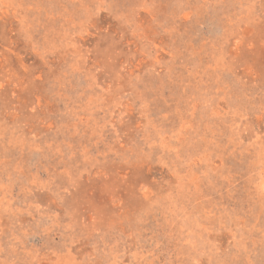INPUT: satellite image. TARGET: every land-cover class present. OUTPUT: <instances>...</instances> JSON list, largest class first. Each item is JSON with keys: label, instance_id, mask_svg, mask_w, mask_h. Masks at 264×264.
<instances>
[{"label": "rangeland", "instance_id": "374dc122", "mask_svg": "<svg viewBox=\"0 0 264 264\" xmlns=\"http://www.w3.org/2000/svg\"><path fill=\"white\" fill-rule=\"evenodd\" d=\"M0 264H264V0H0Z\"/></svg>", "mask_w": 264, "mask_h": 264}]
</instances>
